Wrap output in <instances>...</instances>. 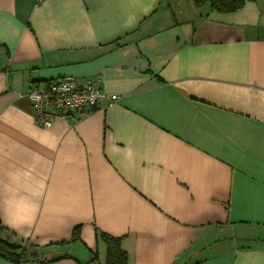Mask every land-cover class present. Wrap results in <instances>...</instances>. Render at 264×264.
<instances>
[{
	"label": "crops",
	"instance_id": "0c3cea01",
	"mask_svg": "<svg viewBox=\"0 0 264 264\" xmlns=\"http://www.w3.org/2000/svg\"><path fill=\"white\" fill-rule=\"evenodd\" d=\"M64 76L119 98L40 125ZM0 224L19 264H264V0H0Z\"/></svg>",
	"mask_w": 264,
	"mask_h": 264
},
{
	"label": "built area",
	"instance_id": "2783aa9c",
	"mask_svg": "<svg viewBox=\"0 0 264 264\" xmlns=\"http://www.w3.org/2000/svg\"><path fill=\"white\" fill-rule=\"evenodd\" d=\"M38 122L46 125L56 116L71 113L85 114L102 103L112 104L119 95L104 92L99 79L82 84L74 76L51 79L42 85H33L28 92Z\"/></svg>",
	"mask_w": 264,
	"mask_h": 264
},
{
	"label": "trees",
	"instance_id": "16d2710c",
	"mask_svg": "<svg viewBox=\"0 0 264 264\" xmlns=\"http://www.w3.org/2000/svg\"><path fill=\"white\" fill-rule=\"evenodd\" d=\"M196 5L201 6L204 3H210L212 8H216L220 11L232 12L244 5V0H194ZM51 80V79H50ZM49 81V80H48ZM95 109V108H94ZM2 226L0 224V255L14 263H22L33 259H40L41 249L35 245L23 244L14 242L9 238H5L1 234ZM103 241L106 244V259L104 264H129V256L122 247V241L120 238L112 237L107 233H99ZM80 238V228H76L73 234V240ZM66 257H73L67 253ZM44 258V257H42ZM58 257L53 260H59ZM98 259L95 255L93 260ZM42 260V259H41Z\"/></svg>",
	"mask_w": 264,
	"mask_h": 264
},
{
	"label": "rangeland",
	"instance_id": "374dc122",
	"mask_svg": "<svg viewBox=\"0 0 264 264\" xmlns=\"http://www.w3.org/2000/svg\"><path fill=\"white\" fill-rule=\"evenodd\" d=\"M243 242H244V240H243Z\"/></svg>",
	"mask_w": 264,
	"mask_h": 264
}]
</instances>
